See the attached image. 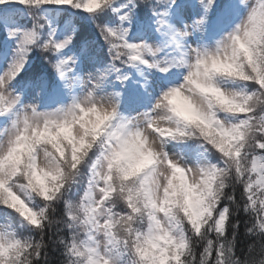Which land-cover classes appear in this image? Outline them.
Here are the masks:
<instances>
[{"label": "snow or ice", "instance_id": "snow-or-ice-1", "mask_svg": "<svg viewBox=\"0 0 264 264\" xmlns=\"http://www.w3.org/2000/svg\"><path fill=\"white\" fill-rule=\"evenodd\" d=\"M247 6L248 0H0V125L24 106L46 118L64 112L84 92L115 103L123 119L148 116L158 90L178 79L190 44H220L216 38ZM262 17L264 0L248 22ZM257 87L264 89V79ZM229 132L228 147L210 158L225 174L222 186L209 191L181 245L192 264L264 257V95H245ZM169 151L189 161L208 157L195 142ZM73 163L71 185L55 194L0 176V264H115L96 245L108 203L94 192L98 153Z\"/></svg>", "mask_w": 264, "mask_h": 264}, {"label": "clouds", "instance_id": "clouds-1", "mask_svg": "<svg viewBox=\"0 0 264 264\" xmlns=\"http://www.w3.org/2000/svg\"><path fill=\"white\" fill-rule=\"evenodd\" d=\"M259 3L248 0L233 29L216 38L220 44H190L178 79L158 90L148 116L123 119L115 103L87 92L77 105L47 118L33 115L28 106L15 110L0 125V176L55 194L71 185L73 161L95 151V196L108 198L99 249L115 264H176L178 256L192 264L181 247L188 223L209 191L220 190L225 175L212 167L211 155L228 147L245 95H264L257 87L264 79V17L256 25L248 22ZM187 142L202 146L208 157L189 161L169 151L170 145ZM73 211L79 217L80 209ZM81 231L78 227L75 235ZM262 262L258 257L254 264Z\"/></svg>", "mask_w": 264, "mask_h": 264}]
</instances>
